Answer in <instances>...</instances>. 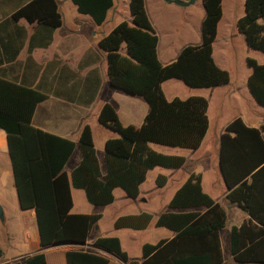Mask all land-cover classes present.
<instances>
[{
    "label": "trees",
    "instance_id": "1",
    "mask_svg": "<svg viewBox=\"0 0 264 264\" xmlns=\"http://www.w3.org/2000/svg\"><path fill=\"white\" fill-rule=\"evenodd\" d=\"M78 13L86 14L100 25L112 0H70ZM204 16L200 24V43L185 46L175 59L165 65L156 57L157 36L145 14L143 0H128L131 25L121 21L97 42L105 52L106 73L110 86L130 96H139L147 104L141 124L121 125L114 108L103 103L97 122L117 134L103 142L104 172L98 168L88 125L77 137L79 162L69 175L63 170L74 142L31 124L37 103L46 94L0 76V129L6 148L20 209H32L41 247L61 242L83 243L98 213H70V186L83 190L92 205H106L113 200L112 190L120 188L128 198L137 196L138 185L147 170L155 167L177 168L181 156L155 152L149 143L184 149H196L207 129L206 99L188 96L167 100L160 84L178 79L189 88H210L228 82L226 70L217 67L211 58V43L221 16V0H201ZM23 18L50 32L61 24L56 0H29L0 20V29ZM235 29L245 44L264 52V0H243V14L235 21ZM121 46L124 53H121ZM16 51L8 60H13ZM7 59V58H6ZM1 62V60H0ZM249 73L245 80L252 99L264 108V64L245 58ZM264 123L258 128L246 126L239 117L228 122L219 135L218 163L227 193L226 199L236 203L260 226L252 223L232 226L229 230V251L233 264H264V199L256 180L264 176ZM164 178L156 179L161 185ZM204 208L199 211H165L154 220L174 232L167 241L142 245L143 259L127 261L118 239L97 237L94 247L110 252L128 264H218L221 251L218 231L225 221L224 210L200 189L198 174H190L170 198L168 208ZM147 213L118 216L114 228H144L150 221ZM66 264H106L107 258L89 251L67 250ZM9 264H45L41 252Z\"/></svg>",
    "mask_w": 264,
    "mask_h": 264
},
{
    "label": "crops",
    "instance_id": "2",
    "mask_svg": "<svg viewBox=\"0 0 264 264\" xmlns=\"http://www.w3.org/2000/svg\"><path fill=\"white\" fill-rule=\"evenodd\" d=\"M27 1L29 0H0V20L8 17L14 10L25 4ZM59 1L61 0H56V4L57 10L61 16V24L50 32L37 25L27 23L23 18L18 19L15 23H9L8 27L5 29H0V76L9 80L23 83L25 85H29L30 87H36L38 90L46 94V98L37 103L31 117V124L45 132L67 138L73 141L75 146H77L76 142L80 129L83 125H88L89 127V124L85 118V110L93 98L91 96V91L93 88L100 86V83H108L105 52L98 47L97 42L103 35L106 34L100 31L102 24H104V22L114 15L115 9L112 1V6L106 11L104 21L100 25H96L91 21L88 15L78 13L72 3L71 4L75 10L74 13L69 17L68 20L63 19L59 8ZM143 6L145 14L148 18L144 0ZM220 6L221 16L216 24L215 37L211 43V58L217 67L224 69V66L221 64L222 58L218 57V60H216L214 56V46L216 45L219 36V24L223 18L222 0ZM242 14L243 12L234 18L233 25L235 24L236 19ZM149 23L154 31L150 20ZM237 35L242 36L240 33H237ZM225 40H227V38H225ZM14 51H16V54L13 60H8ZM121 53H124V50H121ZM156 57L159 63L162 65L172 62L176 57L172 56L169 60H160L158 51V37L156 43ZM167 80L162 81L160 87L164 97L167 100H170L175 96L170 98L165 96L163 84ZM224 85H220L218 87ZM218 87L215 86L214 89ZM187 88L186 95L183 98L188 96H202L205 98L204 94L201 93L202 90H211L213 87ZM115 94L117 95L115 99L111 100L110 102L103 101L101 102V105L103 103H109L112 105L121 125H133L134 127H138L141 124L145 113L147 112V105H145L143 101V103L139 101L140 99H138L136 96H130L123 92ZM134 110H136V112H134ZM205 113L207 117V129L199 146L196 149L190 150L169 146L163 151L159 148H154L152 143L148 144L149 147L155 152L164 155L181 156L183 157L184 162L180 167L177 168L155 166L147 170L144 180L138 185L137 196L135 198H128L125 195L127 199L124 202L128 207L127 212L115 214L113 216V230L111 234H99L97 232L92 233L93 231H98V226L95 223L91 227L88 237L83 243L71 241L55 243L63 244L60 246V250H52L46 254L43 252V250L50 248L55 244L44 247L39 246L34 213L32 209H20L22 223L32 224V220H34L31 231L25 230L20 234V236H23L21 238L22 241L29 245V248L32 250H17L18 246L14 245L10 241L7 242V234L4 233V243H0V264H9L12 261L21 260L26 256L39 252L43 254L45 264H66L64 255L67 250L89 251L104 256L107 258L106 264H128L127 262L121 261L110 252L92 245V241L97 237L113 236L118 239L121 248L120 238L117 236V234H115L117 231L125 232L126 245L124 248H121V250L125 252L127 261L139 263L143 259L142 245H154L160 240L167 241L174 235L172 230L163 226L154 225V220L160 213L165 211L202 212L204 210V208L201 206L178 209H171L167 207V204L174 192L180 187V185L190 174L199 175L201 191L224 210V225L218 231V240L222 257L221 262L218 264H233V257L229 251L230 228L232 226L239 227L243 223H252L256 226H260V224L255 222V220L251 218L246 211L237 206L236 203L228 201L225 197L228 190L225 186L223 177L219 172V138L215 148L216 160L211 159L204 153H199V150L203 146L205 138L209 132L207 107ZM129 116H134V119L130 121ZM122 117L126 120V122H123ZM239 118L248 127L258 128L259 125L263 124V122L254 121L256 117H249L248 114H244ZM226 124H224V126ZM113 137H117V134H109L105 136L102 143L107 138ZM261 138L264 142V133H261ZM93 147L95 150L99 171L103 173V147L102 149H99L98 152L94 144ZM4 152L8 156L5 135L3 130L0 129V155H2ZM71 155L68 157L67 161ZM79 159L80 153L75 158L73 166L70 168L69 172L67 173L65 171L66 174L69 175L71 169L79 162ZM1 160L2 159H0V161ZM2 163L3 162L1 161L0 167L4 166V163ZM63 170H65L64 167ZM3 171L4 170L0 168V175L4 173ZM208 172H211V175H209ZM161 177L164 178V182L159 186L156 184V179L158 178L161 180ZM256 186L260 189L261 194L263 192L262 197L264 199V176H261L256 180ZM116 188L117 187L113 188L112 195ZM73 189L80 188H75L72 186L69 188L71 198V208L69 212L75 214L95 213L80 212V210H78L79 207L74 209L72 193H77V191H72ZM80 190L82 193H78L79 196H82L85 199L83 190ZM158 197H162V200H157ZM112 202L108 204H111ZM87 203L90 204L89 202ZM142 212L151 216L149 223L144 228L135 229L130 227H113V221L116 217L123 215H137ZM260 216L264 217V209L260 211ZM13 235L15 234L10 233L11 238H13ZM7 254H10V256L4 258Z\"/></svg>",
    "mask_w": 264,
    "mask_h": 264
},
{
    "label": "rangeland",
    "instance_id": "3",
    "mask_svg": "<svg viewBox=\"0 0 264 264\" xmlns=\"http://www.w3.org/2000/svg\"><path fill=\"white\" fill-rule=\"evenodd\" d=\"M112 1L115 12L114 15L102 24L100 31L103 33H107L115 24L121 21L126 22L128 25L132 24L128 11V0ZM144 4L148 18L154 28V33L158 37V51L161 61L169 60L172 56H176L179 50L185 46H195L200 43V24L204 16L201 0H192L190 4L185 6L165 0H144ZM59 8L65 20H68L75 11L69 0L59 1ZM242 12L243 0H222L223 18L219 24V36L214 46V56L216 60H218V57L222 58L221 64L224 66L223 70L227 71L229 79L224 86H216L218 88L215 89L214 86L211 90H202L201 92L207 101L209 132L199 153H204L213 160H216V143L224 124L230 122L235 117H242L244 114H248L249 117L255 116L254 121L264 123V108L252 99L245 85L246 76L249 72V68L245 64V58H252L257 63L264 64V52L249 48L245 44L243 37L237 35L238 32H236L233 22L234 18ZM123 49L124 47L121 46L120 50L123 51ZM163 89L167 98L173 96L183 98L188 88L178 79H168L163 84ZM91 93L93 98L85 110V118L89 124L93 144L98 152L103 147V138L109 134H115L97 122V111L101 102H110L117 97L115 93L119 94L122 92L113 88L108 83H100V86L93 88ZM136 97L140 99L139 101L145 103L141 97ZM145 105L147 104L145 103ZM129 119L131 121L134 119V116H129ZM122 120L126 122L123 117ZM152 144L154 148H159L163 151L169 147L155 143ZM78 154V148L75 146L71 157L64 166V171L69 172ZM0 159L4 163V166L0 167L4 170V173L0 175V209L2 213V219L0 220V243H4V233H6L7 242L10 241L18 246L17 250H32L29 248V245L22 241L21 238L23 236H20V234L25 230L31 231L34 220H32V224L21 222L20 208L16 200L15 187L7 154L5 152L2 153ZM208 174L211 175V172H208ZM72 191H77V193H72L74 209L79 207L78 210L80 212H95L100 215L96 221L98 231H93L92 233L111 234L113 230V216L125 213L128 210L124 202L127 198L118 187L113 192V202L102 206L88 204L82 196H79L78 193H82L80 189H73ZM157 200H162V197H158ZM10 233L15 234L13 238L10 237ZM115 234L120 238L121 248H124L126 245L125 232L117 231ZM62 245H52L50 248L44 249L43 252L48 254L52 250L59 251ZM9 256L10 254H7L4 258Z\"/></svg>",
    "mask_w": 264,
    "mask_h": 264
},
{
    "label": "water",
    "instance_id": "4",
    "mask_svg": "<svg viewBox=\"0 0 264 264\" xmlns=\"http://www.w3.org/2000/svg\"><path fill=\"white\" fill-rule=\"evenodd\" d=\"M165 1H169V2H173L177 5H181V6H185V5H188L192 2V0H185V1H179V0H165ZM219 172L221 173L220 171V168H219ZM2 219V213H1V209H0V220Z\"/></svg>",
    "mask_w": 264,
    "mask_h": 264
}]
</instances>
